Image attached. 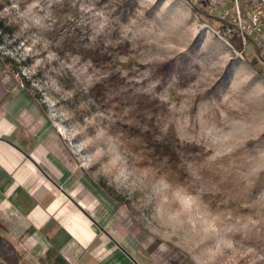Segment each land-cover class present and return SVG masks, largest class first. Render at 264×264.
Masks as SVG:
<instances>
[{
	"label": "rangeland",
	"instance_id": "rangeland-1",
	"mask_svg": "<svg viewBox=\"0 0 264 264\" xmlns=\"http://www.w3.org/2000/svg\"><path fill=\"white\" fill-rule=\"evenodd\" d=\"M120 1L0 0V81L31 100L117 223L193 264H264V62L185 0H130L126 15ZM70 34L112 57L123 81L103 100L90 89L107 71L72 54ZM143 100L165 104L162 133L198 148L181 156L183 174L121 133Z\"/></svg>",
	"mask_w": 264,
	"mask_h": 264
},
{
	"label": "crops",
	"instance_id": "crops-1",
	"mask_svg": "<svg viewBox=\"0 0 264 264\" xmlns=\"http://www.w3.org/2000/svg\"><path fill=\"white\" fill-rule=\"evenodd\" d=\"M250 57L259 58L255 48ZM14 92L0 81V235L23 261L193 264L143 230L117 223L95 183L60 155L31 100Z\"/></svg>",
	"mask_w": 264,
	"mask_h": 264
},
{
	"label": "trees",
	"instance_id": "trees-1",
	"mask_svg": "<svg viewBox=\"0 0 264 264\" xmlns=\"http://www.w3.org/2000/svg\"><path fill=\"white\" fill-rule=\"evenodd\" d=\"M191 4V7L197 11L201 19L210 24L211 20L220 19L216 16L205 13L191 0H185ZM120 8L125 12L131 11L133 6L130 0H121ZM74 34L66 36L70 52L83 61H88L93 67L106 70L107 73L96 82L90 89V96L95 101L105 98L106 90L122 83L123 79L120 73L113 69L112 57L98 46H83L74 44ZM118 49L127 50L128 42L123 41L117 46ZM165 104L158 101H138L131 110V123H122L119 125L121 133L126 138H134L141 141L145 156L156 164H163L172 172L181 175L184 173L182 155L196 153L198 148L194 144L180 142L172 129L162 133L159 129L157 120L161 113L165 112ZM157 119V120H156ZM0 259L7 264H22L20 255L14 250L10 243L0 236Z\"/></svg>",
	"mask_w": 264,
	"mask_h": 264
},
{
	"label": "built area",
	"instance_id": "built-area-1",
	"mask_svg": "<svg viewBox=\"0 0 264 264\" xmlns=\"http://www.w3.org/2000/svg\"><path fill=\"white\" fill-rule=\"evenodd\" d=\"M205 13L216 16L222 28L216 34L223 38H237L243 49L251 41L259 58L264 62V0H191ZM230 6V9L228 8ZM210 25V24H205ZM232 47V46H231ZM238 52V51H237ZM240 57L241 53L239 52ZM20 86H22L20 84Z\"/></svg>",
	"mask_w": 264,
	"mask_h": 264
}]
</instances>
